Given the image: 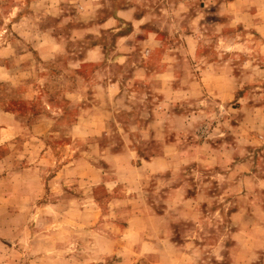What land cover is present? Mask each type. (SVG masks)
<instances>
[{
    "label": "rangeland",
    "instance_id": "1",
    "mask_svg": "<svg viewBox=\"0 0 264 264\" xmlns=\"http://www.w3.org/2000/svg\"><path fill=\"white\" fill-rule=\"evenodd\" d=\"M27 8L61 52L0 83V264H264V0H0L8 44ZM118 9L161 33L154 82L69 64Z\"/></svg>",
    "mask_w": 264,
    "mask_h": 264
},
{
    "label": "crops",
    "instance_id": "2",
    "mask_svg": "<svg viewBox=\"0 0 264 264\" xmlns=\"http://www.w3.org/2000/svg\"><path fill=\"white\" fill-rule=\"evenodd\" d=\"M28 9L31 8H27V11L24 12H18L11 20L10 32L11 35H16L15 42L8 44L4 39L7 38V36L0 33V83L8 79L6 75L8 64L21 68L28 67L31 64L28 60L29 58H33L34 61L35 58L36 60H46L51 52L56 53L59 51L57 54L61 52V47L59 46H42L40 49L35 46H30L28 42L30 35L25 28H22V25H28V27L35 26L37 29H40L38 32L41 34V40H49L51 38L62 39V35L60 33L61 28H59V34L53 35L50 27L49 13L43 14V16H37ZM130 13L131 12L125 9H118L105 19L96 23L92 22L91 28H95V31L92 32L86 29L85 20L78 19V23L75 22L70 29L77 33L82 30H87L88 32H83L81 36H76L75 40H73L74 46L77 47L78 43V55H75V57L69 61L71 62L69 64L78 67V69L90 67L96 75L99 72V68L106 67V65L112 66L117 70L126 68V71L123 70L126 75H122V77L126 78L127 81L154 82L157 71L153 72V67H155V62H158L155 58V53L164 50L167 46L162 44V38H160L161 33L153 27L151 24L152 22L149 24H146V22L143 23L144 20L141 17L136 19L132 17ZM59 17H62V15L60 14ZM129 17H132V20H129ZM133 19L134 22H131ZM114 21L120 22V27H114ZM137 28L140 29L137 40L141 41L140 47L142 51L147 52L144 58L142 57L138 60L134 58L136 54L130 46H128L125 53H118L117 47L115 48L118 41L121 42L125 40L126 42L132 39L134 35L136 37L137 33H135V31ZM86 40L89 41V43L83 45L85 44L83 42ZM64 53H66V50ZM23 57L26 59H23ZM47 60L49 61L50 59L48 58ZM136 68L144 71L146 79L142 77L138 79L133 76L132 71ZM93 77L94 76L85 78V76L81 74L79 79L86 82H97V76ZM115 80H118V78L115 77ZM107 82L113 83L115 81L108 80Z\"/></svg>",
    "mask_w": 264,
    "mask_h": 264
}]
</instances>
